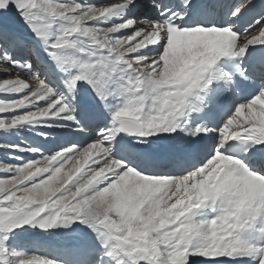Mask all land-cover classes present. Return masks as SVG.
<instances>
[{"label":"snow or ice","instance_id":"snow-or-ice-1","mask_svg":"<svg viewBox=\"0 0 264 264\" xmlns=\"http://www.w3.org/2000/svg\"><path fill=\"white\" fill-rule=\"evenodd\" d=\"M0 114V264H264V0H0Z\"/></svg>","mask_w":264,"mask_h":264},{"label":"bare ground","instance_id":"bare-ground-1","mask_svg":"<svg viewBox=\"0 0 264 264\" xmlns=\"http://www.w3.org/2000/svg\"><path fill=\"white\" fill-rule=\"evenodd\" d=\"M87 2H90V3H94L96 4L97 6H100V4H102L103 2H105V0H87ZM28 133V132H27ZM26 138H29V139H33L30 134H28L27 136H25ZM38 139V138H37ZM40 254H43V253H40Z\"/></svg>","mask_w":264,"mask_h":264},{"label":"rangeland","instance_id":"rangeland-1","mask_svg":"<svg viewBox=\"0 0 264 264\" xmlns=\"http://www.w3.org/2000/svg\"><path fill=\"white\" fill-rule=\"evenodd\" d=\"M0 115H2V114H0ZM28 134H30V136L32 137V138H34L33 137V134L32 133H30V132H24V133H22V135H24V136H27ZM3 174H0V176H2Z\"/></svg>","mask_w":264,"mask_h":264}]
</instances>
